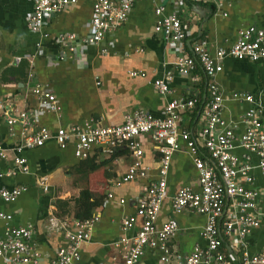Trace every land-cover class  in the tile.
<instances>
[{
	"label": "crops",
	"instance_id": "crops-1",
	"mask_svg": "<svg viewBox=\"0 0 264 264\" xmlns=\"http://www.w3.org/2000/svg\"><path fill=\"white\" fill-rule=\"evenodd\" d=\"M93 1L78 0L62 11L46 16L43 29L49 36L43 38L30 31L27 24L33 0H0V98L10 97L18 107L28 106L34 110L33 85L48 83L61 103V111L34 110L33 113L36 121L52 132L60 125L68 127L82 123L91 116L102 124H118L125 112L135 108H144L162 117L167 101L178 95L194 96L199 105L206 102L209 92L202 69L196 68V80L193 74H179L172 47L154 31V7L161 0L136 1L123 24L107 34L101 43L82 45L75 57L59 60L62 46L56 36L67 31L86 34ZM175 3L168 9L174 8L181 13L188 53L196 41L205 40L213 52L217 47L233 43L241 27L255 25L264 29V0H175ZM17 57L21 58L19 62H16ZM131 69L144 71L145 76H130L128 71ZM29 71H32V77L28 76ZM167 72L173 75L172 93L161 95L154 88L153 80ZM216 81L225 97L223 116L239 134L243 130L239 117L249 104L229 96L233 91H243L264 99V60L226 57ZM183 123L197 133L198 109L186 115ZM17 141L18 138L9 135L5 116L0 114V146L7 153L5 158L0 157L1 170L12 167L13 146ZM143 144V162L149 169L148 177L154 178L160 153L148 137L144 138ZM23 154L29 172L5 176L1 183L8 187L22 184L26 189L12 203L0 199V211L13 213L12 222L16 225L33 226L31 241L42 256L37 263L20 264H50L55 251L67 242L60 225L77 217L82 210L100 213L90 239L81 245L82 264L99 261L121 264L122 251L114 245L121 235L120 219L134 211L136 197L149 181L135 179L117 187L111 185L132 162L128 149L119 144L107 152L105 145L95 146L89 157L80 159L74 155L71 146L62 149L54 140H49L42 146L25 149ZM253 160L257 161V157L253 156ZM253 175L254 186L260 191V225L252 229L240 245L221 230L222 250L231 264H241L243 248L251 254L264 248V174L256 168ZM42 176L46 177V190L39 183ZM183 185L199 189L191 157L186 152H176L167 174L168 195ZM109 188L113 192L112 198L107 197ZM121 198L123 203L119 202ZM170 216L178 222V229L168 243L173 250L185 254L195 244L206 246L207 242L200 234L205 215L187 209L174 214L168 198L160 209L157 222ZM132 233L130 231L129 235ZM2 234L0 221V237ZM0 264L5 263L0 259ZM141 264L179 263L175 259L162 262L157 249L147 248Z\"/></svg>",
	"mask_w": 264,
	"mask_h": 264
},
{
	"label": "built area",
	"instance_id": "built-area-1",
	"mask_svg": "<svg viewBox=\"0 0 264 264\" xmlns=\"http://www.w3.org/2000/svg\"><path fill=\"white\" fill-rule=\"evenodd\" d=\"M77 1L33 0L32 10L27 17L30 31L39 33L43 38L48 37L49 33L43 29L45 17ZM136 1L94 0L86 34L77 35L67 31L56 36L62 46L58 59L75 57L78 47L82 45L101 43L107 34L123 24ZM174 4L175 0H161L156 4L154 31L172 47L176 55L174 65L179 74H193L196 80V68L202 69L209 92L206 102L199 105L194 96L178 95L167 101L162 117L144 108H135L125 112L122 122L118 124H102L91 116L82 123L68 127L60 125L52 132L39 124L33 113L34 110L61 111V103L48 83L37 82L33 85L34 110L28 106L18 107L10 97L0 98V114L5 116L8 133L18 138L13 146L12 167L5 171L0 169V199L12 203L26 189L22 184L8 187L1 183L5 176L29 172L28 161L23 154L25 149L54 140L59 148L71 146L77 158L85 159L95 146L105 145L107 152H111L113 146L123 144L132 156V162L111 185L117 187L135 179L146 178L149 181L136 197L134 211L120 219L121 235L114 245L122 251L121 264H141V257L147 248L157 249L160 261L165 263L175 259L179 264H231L222 250L221 230L240 245L244 237L260 225V191L254 186L253 170L257 168L264 174V99L243 91L230 94L231 99L249 104L239 117L243 130L238 134L232 123L223 116L225 97L216 75L222 70V61L226 57L264 60V29L255 25L241 27L233 43L217 47L213 52L205 40L196 41L191 45V53H188L185 46L187 32L182 25L181 13L174 8L168 9ZM20 59L17 57L16 62ZM128 73L134 77L145 76L141 70L131 69ZM32 75V71H29L28 76ZM172 78V73L167 72L155 78L153 86L161 95H170ZM195 108L199 111L200 122L197 133L183 123L184 117ZM145 137L156 145L160 153L154 178L148 177L149 169L143 162ZM176 152H186L191 157L199 189L183 185L169 196L167 174L172 155ZM6 156V150L0 146V157ZM253 156L257 157V161L253 160ZM39 180L46 190V177L42 176ZM107 197H113L110 188L107 189ZM168 198L174 214L187 209L205 215L200 232L207 242L205 247L195 244L189 253L183 254L169 246L170 238L178 229V222L174 216L157 222L160 209ZM119 202L123 203L124 199H119ZM99 218L100 213L96 211L84 218L74 217L63 221L60 227L67 242L55 251L50 264H82L81 245L90 239ZM0 221L3 224L0 237V259L3 263H37L42 253L31 241L33 226L14 224L13 213L8 211H0ZM130 231L134 233L129 235ZM240 261L241 264H264V248L252 254L243 248ZM97 264L109 263L99 261Z\"/></svg>",
	"mask_w": 264,
	"mask_h": 264
},
{
	"label": "trees",
	"instance_id": "trees-1",
	"mask_svg": "<svg viewBox=\"0 0 264 264\" xmlns=\"http://www.w3.org/2000/svg\"><path fill=\"white\" fill-rule=\"evenodd\" d=\"M90 214H91V212H88V213H87L86 211H83V210H82V212L79 213L77 217H78V218H84V217L89 216Z\"/></svg>",
	"mask_w": 264,
	"mask_h": 264
}]
</instances>
